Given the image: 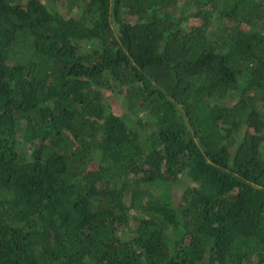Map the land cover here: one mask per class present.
Here are the masks:
<instances>
[{"label":"trees","instance_id":"obj_1","mask_svg":"<svg viewBox=\"0 0 264 264\" xmlns=\"http://www.w3.org/2000/svg\"><path fill=\"white\" fill-rule=\"evenodd\" d=\"M0 264H264V0H0Z\"/></svg>","mask_w":264,"mask_h":264},{"label":"rangeland","instance_id":"obj_2","mask_svg":"<svg viewBox=\"0 0 264 264\" xmlns=\"http://www.w3.org/2000/svg\"><path fill=\"white\" fill-rule=\"evenodd\" d=\"M181 192H182V191H177V192L175 193L174 197H175V198H179L180 195H181ZM134 211H135V210H134ZM132 214L134 215V213H130L131 216H132ZM132 217H133V216H132ZM131 221H133V219H132Z\"/></svg>","mask_w":264,"mask_h":264}]
</instances>
